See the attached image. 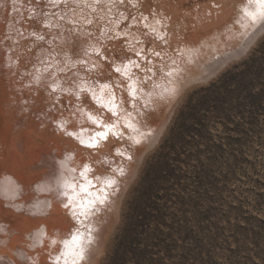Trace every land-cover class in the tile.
I'll list each match as a JSON object with an SVG mask.
<instances>
[{
	"label": "rangeland",
	"instance_id": "obj_1",
	"mask_svg": "<svg viewBox=\"0 0 264 264\" xmlns=\"http://www.w3.org/2000/svg\"><path fill=\"white\" fill-rule=\"evenodd\" d=\"M215 1L0 0L1 177L45 178L44 160L77 146L58 122L73 118L81 126V109L91 105L108 115L82 85L101 89L107 82L128 96L125 84L136 80L150 99L140 110L146 125L158 129L152 141L139 145L132 136L113 135L107 149L79 145L84 165L96 164L101 175L129 167L128 177L118 178L120 191L110 188L93 264H264V31L207 79L184 84L172 76L180 63L194 72V48L223 26L222 19L207 21L206 6ZM154 15L163 18L167 35L158 34ZM145 18L155 23L152 34ZM170 27L190 42L170 36ZM233 32L222 27L216 34L232 39ZM125 65L127 75L115 71ZM122 150L133 154L128 164L117 154ZM0 215L15 225L25 219L18 210ZM56 243H36L42 255L32 247L29 261L39 264L41 255L52 264ZM17 258L16 264H30Z\"/></svg>",
	"mask_w": 264,
	"mask_h": 264
},
{
	"label": "bare ground",
	"instance_id": "obj_2",
	"mask_svg": "<svg viewBox=\"0 0 264 264\" xmlns=\"http://www.w3.org/2000/svg\"><path fill=\"white\" fill-rule=\"evenodd\" d=\"M64 1L66 2V0H64ZM246 3H247V0H216L215 6L214 5L213 6H210V5L206 6L209 9L208 11L211 12V14L209 13V15L210 16L212 15L211 17L207 16L208 17L207 21L209 22V21H214L216 19H222L223 20V23H222L223 26H221V28L222 27H224V29H228L229 27L233 28L234 32L230 35V36H232V39L231 38L226 39L225 37H223V35L222 36L218 35L219 33L216 34V31H218L221 28L215 27V29L212 30L210 32V34H208V36L211 38V41H209V42L204 41L203 43L200 42V44H198V46H196L194 48L193 53L195 56L194 55L193 56L195 58H194V60H191L192 58L190 59V61H192V62H194V64H196V67L193 70L194 72L189 73L187 71V68H190V67H188L186 64H183V63L178 64L177 62H179V61H177L176 64H178V66L173 68L174 74L173 75L171 74V75L174 76V78H176L177 80H180L184 84L191 83L193 81H198V80H201L204 78L207 79V77L209 75L211 76L213 73L216 72L217 69L222 68L230 59L242 55L251 46L253 41L264 31V26H262L261 23H259V22L253 23L251 20L244 17L243 12H242V8ZM207 8H206V10H207ZM153 17L156 19H159V23L156 24L160 28L158 34L161 37L164 36L165 34L167 35V33L163 34V31L166 32V30H164V27L162 28V26H161V24L165 23V22L162 23L163 18H160L159 15H157V16L154 15V16H152V18ZM152 18L149 20H147L146 18H145L146 20L144 19L145 24L150 29V34H152L151 33L152 30H155L153 28L155 23L151 22ZM219 21H217V22L219 23ZM208 22H206V21L202 22L201 21V24L204 25L205 23H208ZM221 22L222 21H220V23ZM210 24H207L208 25L206 27L207 29H210V27L214 25V23L211 26H210ZM139 30L141 31V29H139ZM168 30L169 31H167V32H169L170 36L175 37V36L181 35L182 41L185 44L190 42V39L188 37L182 35L181 33L180 34L178 33L179 32V31H177L178 29H176L174 27H170ZM135 32L137 34L138 30L136 29ZM154 35H156V34L154 33ZM191 39H192V37H191ZM234 40H236L235 43H234ZM220 42L225 44V46L223 48L220 47L221 46ZM171 43H173L172 40H171ZM193 43H194V41H193ZM155 45H156V43H155ZM191 45H192V43H191ZM141 46H143V45H141ZM202 47L205 48L206 50L203 51ZM154 48H156V47H154ZM83 57H85V56H82V58ZM190 57H192V56H190ZM187 60H189V58H187ZM86 62H88V61H86ZM120 68L122 69V72H123L124 66L120 67ZM41 73H39V74H41ZM42 74L38 75V78L41 76L43 77ZM167 77H170V76H167ZM170 78H167V79H170ZM39 80H41V78H39ZM56 80H58V79H56ZM167 81H172V79L167 80ZM37 82H38V80H37ZM128 82L129 83L131 82V84L133 85V87L135 89V96L132 95L133 99H134V100H132V102H133L132 108H130V104L132 102H130V104L128 103V101H129L128 96L130 95V92L132 91V89L129 88L128 83H126V82H124V83H126L125 87H126V91H127L128 96L126 95V93L124 96H122L121 94H123V91H122V93H120V87L118 88L117 85L114 86V85H111L110 83H107V82L104 83V85L107 84L109 86L111 85L112 87L109 88V90L107 88H105V89H103V91H101V89L96 88V86L94 87L93 85H90V84H85V86L84 85L81 86V87H83V89L86 88L85 93H89L90 99H91L90 94L92 96H93V94H95V96L97 98H102L103 102H101V105L103 106L102 108L104 110H105V108L108 109L104 105L107 104L113 96H115V103L117 105L116 114L114 115L113 112H109V113H112L114 116H112V114L110 115L109 113L106 116L103 112H101L100 108H98L95 105H91V107L86 106V107H82V109H81L82 110V117H83V121H82L81 126L80 125L77 126L76 123L72 121L73 118L72 119L69 118L70 120L64 119L63 121H59L58 123H61V125H63V128L64 129L66 128L67 132L75 133V135L71 136V138H73L75 140L77 146L71 145L70 148H68V150L62 151V153H59L60 151H57L56 155L51 157L52 158L51 160L45 159L44 161H45L47 168H48L47 176L45 178H35V179L34 178H28V179L27 178L26 179H19L18 178L17 179V177L14 178V176L12 174L4 175L5 173L3 174L4 176H2V177L0 176V191L2 192V196L0 195V211H1V213L8 214L10 212L12 213V212H15L16 210H18L25 217L23 223H21L20 225H15V224H12L11 222H8L3 217V215H0V245H1L0 247L3 248V249L0 248V264H13V263H15L13 258L16 255H17V257H18L17 259L19 261H22V263L27 261L26 263H28V261L32 258L31 252H33V251H30V248L33 247L32 248V250H33V249H36V247H39V246L35 247V245H37L36 243H39L40 241H44L45 244L48 241H50V243H53V241H56V242L59 241V243H56L57 245L54 248V252H53V261L52 260L51 261L54 264H65V260L63 258H61L60 260H57L56 257L60 256L63 252L67 251V249L65 248V246L63 244V241L64 240H71V236L74 233H76L77 231L79 232V235H80V241H81L82 245L85 247V259L80 261L79 264H93V262H94L93 258L97 254V250H99L98 248L100 247L101 239L104 235V229H105L104 225L106 222V220H105L106 218H103V214L105 213L106 209L108 208V206L112 202V197H113L112 192L113 191L114 192L120 191L118 178L119 179L124 178L123 176H125L128 173L129 167L126 166L128 168H125V167L122 168V167H120L121 165L119 164L120 166L118 165L119 166L118 168L116 166L112 169L113 173L111 176H105V175H101L99 173V169L96 166V164H92V162H91V163H87V165L90 168V171H88L85 174L86 178H85V176L81 175V172L84 170L83 169L84 162H85V160L88 161V159L85 158V159L81 160L80 157L81 156L85 157L86 153L84 152L85 153L84 154L82 152L83 149H80V146L81 145L88 146V143L91 142V139L95 135V133L97 131H103L104 130V128L102 127L101 124L93 123L92 120L89 119V115L99 118L104 123L116 124L117 125L116 130L118 132L122 133V135H120L118 137L123 138L126 136V139H127V137L130 139V137L132 136V137H134V139L136 141H140V143H138L139 145L141 143H144L146 140H149V139L152 141V139H155L158 135V133H157L158 129L155 127L156 125H153V126H152V124L146 125L147 123L144 122V119H143L144 117L142 118V116H141V111L143 110V109L140 110L141 104H142L141 102L149 101L150 100L149 97L147 95L144 96L145 93L144 94L141 93L142 92V91H140V89H141L140 84L141 83L139 84V82H137L136 80L129 81V79H128ZM47 83H49V82H47ZM43 84L44 83H42V86H43ZM123 84H121V85H123ZM172 85L173 84L170 82V86H172ZM171 88H173V86ZM62 89H63V86H62ZM143 89H144V87H143ZM77 91H79V90H77ZM173 92H174V90H173ZM85 93H82V95H84ZM179 93H180V91H179ZM42 96H44V95H42ZM95 101L97 102V99H95ZM153 101H155V100H153ZM79 106H81V105H79ZM80 108L81 107H79L78 109H80ZM142 112H144V111H142ZM72 115L74 116V114H72ZM80 115L81 114H79V116ZM64 118H66V117H64ZM128 122H131L135 131L133 130V128L126 127V124ZM81 140L85 141V143H81L80 142ZM112 140H113V135H112V133H109L108 139L106 140L107 141L106 144H105V142H103V140H100L99 143L97 144V145H99L98 150L102 149L103 146H105V148L107 149V147L112 144ZM124 141H126V140H124ZM129 141H131V140H129ZM109 142H110V145H108ZM87 149H89V148H87ZM91 151H93V150H91ZM95 151H97V150H95ZM121 152L124 155V156L122 155L123 158L125 160L127 159L126 162L128 164L129 160H132L131 157L129 159V156H131L130 155L131 152L129 151L130 152L129 153L126 150H122ZM99 153H101V152L99 151ZM47 156H49V155H47ZM84 157H82V158H84ZM132 158H133V156H132ZM90 160H91V158H90ZM45 163L43 162L42 164L44 165ZM121 169L123 170V175H121V173H120ZM126 176L128 177V175H126ZM96 177H100V179L97 180ZM110 179H115L117 181V183L111 187L107 186L106 181L110 180ZM88 181H91V185H88ZM81 185H88V190L83 191L80 187ZM101 188H104L105 193H107V200H105V202L103 204H99L97 202L96 207L94 209H92L86 216H80L78 219L74 218L72 215L71 209L64 207V204L68 203V199L70 196L76 197L75 203L77 205H79L80 203L87 204L89 199H92V198H95L98 196H102V193L99 191ZM110 188L113 189L112 192H111ZM73 189H75V192L73 191ZM65 193H67V195H65ZM117 196L114 195V197H117ZM6 205H8V206H6ZM77 211L79 212V208H77ZM98 211H100L101 213L98 214L97 213ZM36 215H37V217H39V219L36 220V218H35V220H31L34 218V217L32 218V216H36ZM71 218H72V220H71ZM90 226L93 228L92 230H90V228H91ZM56 229L60 231L59 236H54V232L56 231ZM24 234L27 236H25ZM17 235L19 237H17ZM8 239H10V241ZM7 240H8V242H10V247L8 245L9 250L6 249V248H8L7 245H6V248H4V245L6 244ZM44 248H47V246H45ZM43 250L44 249H42L41 252ZM35 251H37V252H35L33 254L37 253V255H38V252H39V254H41L39 250L36 249ZM14 254H16V255H14ZM41 255L39 256V258H41V261H38L39 264L40 263L46 264L45 263V262H47V261H45L46 257L43 258V256L41 257ZM50 259H52V258H50ZM12 260L14 262H12ZM51 261L49 263H52ZM29 263L33 264L34 262L32 263L29 261ZM68 264H71V258L70 257H69Z\"/></svg>",
	"mask_w": 264,
	"mask_h": 264
},
{
	"label": "snow or ice",
	"instance_id": "obj_3",
	"mask_svg": "<svg viewBox=\"0 0 264 264\" xmlns=\"http://www.w3.org/2000/svg\"><path fill=\"white\" fill-rule=\"evenodd\" d=\"M242 12H243L244 17L251 20L253 23L259 22L262 24V26H264V0H247V3L242 8ZM40 38L43 39V37H40ZM133 63L135 62L129 61V64H133ZM127 67L128 66L125 65L123 72L120 67H116L115 71L118 73H122L123 75H127ZM136 67H139V65L137 64ZM105 88H109V85L107 84L102 85L101 91H103V89ZM129 88L132 89L130 94L135 96V89L133 85L129 84ZM82 91H84V89H82ZM93 98L97 99L98 103L103 102L102 98H97L95 94H93ZM104 106L107 107L108 110L110 112H113V114L115 115L116 108H117V105L115 103V96H113L111 100ZM89 119L92 120L93 123L101 124L102 127L104 128L103 131H97L95 135L92 137L91 142L88 143V147L90 148L95 147L99 143L100 140H107L109 133H112V135L114 136L122 135V133L116 130L117 129L116 124L104 123L99 118L91 116V115H89ZM60 127L63 128V125H60ZM126 127L133 128V125L131 124V122H128L126 124ZM133 130L135 131L134 128ZM68 135L74 136L75 133L69 132ZM131 138L132 137H130V139ZM80 142L85 143V141L83 140H81ZM136 143H140V141H136ZM117 154L121 156L123 155V153H120L119 151ZM83 169L84 170L81 172V175L85 176V174L88 171H90V168L87 164H85L83 166ZM120 173L121 175H123L122 169L120 170ZM96 179L99 180L100 177H96ZM116 183L117 181L115 179H110L106 181V184L109 187L115 185ZM88 185H91V181H88ZM88 185H81L80 187L83 191H87ZM73 191L75 192V189H73ZM99 191L102 193V196L89 199L87 204L80 203L79 205H77L75 203L76 197L70 196L68 199V203L64 204V207L71 209V212L74 218L78 219L80 216H86L92 209L96 207L97 202L99 204H103L105 200H107V193H105L104 188H101ZM65 195H67V193H65ZM77 208H79V212L77 211ZM53 243H55V241H53ZM63 244L65 248L67 249V251L63 252L60 256H57L56 257L57 260H60L61 258H63L65 260V264H68L69 257H70L71 264H79L80 261L85 259V247L82 245L80 241V235L78 231L71 236V240H64Z\"/></svg>",
	"mask_w": 264,
	"mask_h": 264
}]
</instances>
